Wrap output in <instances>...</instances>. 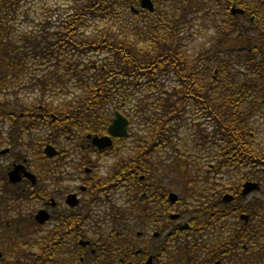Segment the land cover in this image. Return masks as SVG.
<instances>
[{
  "label": "trees",
  "instance_id": "obj_1",
  "mask_svg": "<svg viewBox=\"0 0 264 264\" xmlns=\"http://www.w3.org/2000/svg\"><path fill=\"white\" fill-rule=\"evenodd\" d=\"M139 1L68 0L67 2H74L72 12L62 20L58 29L49 34V26L48 31L45 29V33L40 36L34 31L22 33L21 45H17L18 37L14 40L11 25L13 20L6 23L0 21V92L9 90L10 86L15 87V83L21 85L22 76L32 63L29 54L33 55V60L38 59L41 65L51 59V62H55L53 66L62 72L59 79H41L44 92L50 91L55 82L61 83L63 88L73 82L82 91L72 101L62 100L58 104L48 101L40 105L23 106L19 111H16V102H0V120L8 121L12 126L8 137L3 140L10 143L16 156L15 161L22 162L26 159L29 166L33 164L39 170L63 171V152L54 158H48L39 146L79 133L88 142L87 133H107L113 113L107 112L106 107L111 100H119L114 111L122 108L126 113L125 102L137 97V93L149 94L155 91L160 84L158 78L172 74L180 84L179 89H172L171 99L155 98L152 101L150 106L156 115L150 118V133L138 136L134 156H129L127 161V157H122L117 162L111 176L100 184L106 187L104 192L109 193L111 189L122 187L125 173H149L152 164L149 158L151 143L159 141L162 146L167 144L165 130L168 124L182 121L186 108L209 121L213 130L211 133L203 128L198 131L202 144L219 141L220 167H249L258 170L259 177L256 180L262 189L264 141L259 144L255 142L257 133L250 123L258 110H264V33L253 34L251 28L241 25L232 29L218 26L219 36L215 47L199 51L200 54H190L185 48L183 36L192 20L188 14L190 2L165 0L162 3L166 6L161 10L159 1V6L153 13H134L130 8ZM20 2L21 0L9 1L8 12L14 10ZM94 19L110 20L111 23L118 20L117 29L104 27L94 35L88 34L86 29ZM57 50L77 52L80 60H60L55 56ZM90 54L102 56L101 62L96 64L85 61ZM212 63L217 64L213 72L209 67ZM243 73L247 74L245 78L240 77ZM142 86L145 91L141 90ZM141 102L142 100L136 105V112L150 109L149 105ZM35 130L45 131V136L34 138L31 151L35 158L32 160L26 151H16L14 146L16 141L20 142L24 133L28 138ZM39 140L42 143L38 146ZM121 140L115 141L113 149ZM179 160V170L176 171L187 174L189 168L183 164L182 159ZM47 161L50 164H46ZM194 163L196 166L195 161ZM78 166L79 169L84 166L95 169L96 165L86 155L81 158ZM245 180L255 179L250 177ZM227 186L229 192L237 191L233 192L236 195L241 188V185ZM244 198L246 197L240 196L237 201ZM263 205L264 201L242 202L238 210L248 211L254 218L264 208ZM250 231H240L242 241L254 239L257 250H263L264 220L259 223L258 228Z\"/></svg>",
  "mask_w": 264,
  "mask_h": 264
},
{
  "label": "flooded vegetation",
  "instance_id": "obj_2",
  "mask_svg": "<svg viewBox=\"0 0 264 264\" xmlns=\"http://www.w3.org/2000/svg\"><path fill=\"white\" fill-rule=\"evenodd\" d=\"M9 1L0 0V21L12 17ZM151 1L155 8L159 6V0ZM188 1L192 19L201 15L205 20L209 16L221 28L241 25L251 28L253 34L264 33V0ZM82 142L80 149L92 151L94 156L89 157L96 166H84L73 175L68 171L31 169L26 159L15 161L11 146L9 153L0 152V264H240L241 246L248 247L241 242V228L235 221L242 219L248 225L250 219L240 217V212L238 219L228 214L230 219L225 221L220 199L224 200L226 193L216 198L212 192L211 201L200 197L193 200L195 204H182V195L171 185L174 179L166 185L150 183L151 171L125 173L122 187L105 193L106 187L100 184L112 173L102 178L98 163L110 149L99 152L91 140ZM160 148L159 141L151 143L150 160ZM63 157H67L65 152ZM6 158L7 166L3 162ZM24 161L26 172L35 178L20 171L18 181H11L10 172ZM65 178H74L75 184L70 187ZM194 182L187 183L189 189ZM120 189L124 190L122 202L107 208L99 206L103 204L101 198ZM233 192L228 194V203L235 204L230 209L236 214L241 191L237 195ZM171 193L178 195L174 202ZM29 203L37 205L31 214L26 212ZM41 211L48 216L43 222L37 218ZM4 244L8 248H2ZM19 247H26V251ZM251 259L255 261L253 256Z\"/></svg>",
  "mask_w": 264,
  "mask_h": 264
},
{
  "label": "rangeland",
  "instance_id": "obj_3",
  "mask_svg": "<svg viewBox=\"0 0 264 264\" xmlns=\"http://www.w3.org/2000/svg\"><path fill=\"white\" fill-rule=\"evenodd\" d=\"M67 1L68 0H21L20 4L16 5L13 10L12 18H5L3 22L6 23L8 20L13 19L11 25L14 31V40L18 37V40L16 41L17 45H21L20 36L22 33L34 31L40 36L45 33V29L48 31L49 26V34L58 29L62 20H65L68 16L67 14L72 12L71 7L74 5V2ZM159 1L161 2L160 9L162 10L166 6L165 3H162L165 0ZM193 6L197 5L193 4ZM127 13L128 11L125 12V14ZM89 23L91 24L90 27L86 29V33L94 35L100 32L104 27H112L116 30L118 20L111 23L110 20L101 21L94 19L93 22ZM218 26H220L219 22H217L215 18L209 16L205 17V20L201 15H199L198 19L193 18L188 23L187 28L183 33L185 48L190 54L214 48L219 36L217 33ZM55 56L59 57L60 60H70L75 62L80 60L77 52L73 51L59 52L57 50ZM29 57L31 58L32 63L29 65V68H27V73L22 76L23 81H21V85L18 86L17 83H15V87L10 86L9 90L0 92V102H3L4 104H15L16 102L18 107L15 108H17L16 111H19V108H22L23 106L40 105L48 101H54L55 104L60 103L62 100L72 101L73 98L78 97L82 93L81 89L73 82L68 83L67 88H63L61 83L55 82L52 84L50 91L44 92L41 87V79H44L45 81L59 79L62 77L60 76L62 72H59L57 67L53 66L55 62H51V59L46 60L45 63L41 65L38 59L33 60L32 54H29ZM101 60L102 56L95 54H90L85 58V61H92L96 64H99ZM216 65L217 64L215 63L209 65L212 72ZM240 68L243 70L241 66ZM246 76L247 74L245 73L240 75L241 78H245ZM158 83L160 84L155 91H151L149 94H144L143 92L140 94L137 93V97L125 102L124 109L126 110V113L130 115V138L119 141L118 146L115 149L109 150L107 154L101 155L98 169L102 178L107 177L113 172L115 165L122 157H129L135 153L134 151H136L138 147V136L148 135L150 133V130L148 129L149 121L152 116L156 115L150 106L152 101L156 100L155 98L171 99L170 95H172V89L178 90L180 87L179 82L172 74L160 76L158 78ZM141 90L145 91V88L142 86ZM141 100V103L149 105L151 110L148 109L143 110L142 112H136V105ZM118 101L119 100L117 99L111 100L107 104L106 111L113 113L114 108L118 107ZM189 109L190 108H186L184 111L183 117L181 118L182 121H173L168 124L165 132L167 135V141L169 142L152 154L151 173L149 174L150 183H163L166 185L173 178L174 181L171 185H174L175 191L182 195V204L188 202L189 204H195V199H199L202 196H206L207 200L210 199L208 189L215 193V197L217 198L218 195L221 197L223 193L227 192L226 189L228 188V184L238 186L246 178L250 177L256 180L259 177L258 170L250 169L249 167L242 169L220 167L218 164L221 155L219 151V141L213 139L215 141H208L207 144H202V137L198 131V129L203 128L211 133L213 130L210 127L209 121L204 117L200 118ZM250 125L254 132L257 133L255 142L258 144L262 143L264 141V110L260 109L257 111L253 116ZM11 128V123L0 120V148L11 146L9 142L3 140L8 137ZM42 135L45 136V131L43 130H35L33 135L28 138L26 133H24L20 138V142L16 141L14 146L15 150L26 151L28 157L34 160L35 154L31 151L33 141H35V137H41ZM70 138H62L58 142H53L52 144L58 149L63 150L67 155L64 159L61 170L68 171L73 175V173L79 171L78 164L81 158L86 155L93 157L94 154L92 151L80 149L79 144L82 142L80 133ZM40 143H42V141L39 140L38 146ZM39 148H42L43 150L44 146H39ZM179 159H182L183 164L189 168V173H184L181 177L177 176L179 173L176 171L179 170V167L177 168V165L180 166L179 162H181ZM7 160H9V158L3 160L5 166H7V163L9 162ZM194 161L196 162V166ZM46 164H50V161H47ZM30 168L36 169L33 164H31ZM73 179L74 178H65V180H69V183L67 182V184L70 187L75 184L72 181ZM190 180L195 181L194 185H192V189H189L187 186V183ZM262 183V189L258 192L249 194L242 201L239 200L240 203L264 201V179L262 180ZM56 185L57 184H55V186ZM60 185L61 184L59 183V186ZM56 187H58V185ZM123 200L124 190L122 191V189H120L111 192L106 198H104V200L101 198L99 201L103 204L99 206L107 208L112 203H120ZM34 210H37V205L29 203L26 212L31 214ZM228 212L229 211L226 210V213ZM228 219L229 218L227 217L226 220ZM263 220L264 208H261L258 211V216L254 217L252 220L253 227L258 228L259 223ZM2 248H8L7 244H4ZM19 250L26 251V247H19ZM262 253L264 256V252ZM252 256L255 258L254 262L264 260L261 259L260 255L255 254L254 249H252L250 245H248L246 251L241 246V251L238 254L240 264H253L254 262L251 259Z\"/></svg>",
  "mask_w": 264,
  "mask_h": 264
},
{
  "label": "water",
  "instance_id": "obj_4",
  "mask_svg": "<svg viewBox=\"0 0 264 264\" xmlns=\"http://www.w3.org/2000/svg\"><path fill=\"white\" fill-rule=\"evenodd\" d=\"M141 5L143 8H147L149 10H153V3L151 2V0H142ZM129 124V120L124 117L121 113L116 112V115L112 121V123L109 126V135L103 136V137H98L95 136L93 138V144L96 145L99 149H104L106 147H109L113 144V137H126L128 135L127 132V127ZM45 153L49 156V157H53L58 155V151L51 145H48L45 148ZM26 172L27 169L23 164H18L15 166V168L10 172V180L13 182H17L18 181V174L19 172ZM26 175L29 176L30 178L34 179L35 177L32 176L31 174L26 172ZM259 185L257 183H253V182H248L244 185V189L242 194H247L250 191L254 190V189H258ZM171 197V201H176L177 199V195L172 193L170 195ZM230 196H226L225 200H229ZM45 211H41L37 218L40 219L42 222L45 221L48 216L45 214Z\"/></svg>",
  "mask_w": 264,
  "mask_h": 264
}]
</instances>
